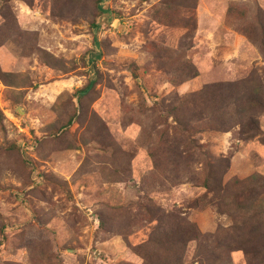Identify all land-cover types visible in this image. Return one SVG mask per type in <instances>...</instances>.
<instances>
[{
    "label": "rangeland",
    "instance_id": "1",
    "mask_svg": "<svg viewBox=\"0 0 264 264\" xmlns=\"http://www.w3.org/2000/svg\"><path fill=\"white\" fill-rule=\"evenodd\" d=\"M92 1L0 0V264H141L145 205L195 227L185 264H264V0Z\"/></svg>",
    "mask_w": 264,
    "mask_h": 264
},
{
    "label": "trees",
    "instance_id": "2",
    "mask_svg": "<svg viewBox=\"0 0 264 264\" xmlns=\"http://www.w3.org/2000/svg\"><path fill=\"white\" fill-rule=\"evenodd\" d=\"M102 2L104 3V0L92 1V5L96 12V14L93 17V21L91 23L93 29H98L101 22L108 14L107 13L108 9L105 6H102ZM167 2L168 1L165 0L161 3V5H165ZM90 56L91 57L88 58V63H86L87 65L89 63L94 64V62H97L101 57L100 54L94 56V53H91ZM41 58H43V61L47 63L49 66L52 65L51 62H53V59H50V61H46V56L44 52L41 53ZM132 71L134 72L135 70L133 69ZM186 71L191 74L190 77L193 76V69L191 67H188ZM0 76L3 79V81L6 83V86L13 87L15 89L23 88L22 85L21 87H18L17 85L12 84V80L8 79V78L10 79L16 78L17 77L16 75L0 73ZM133 77L135 79L138 78L135 72ZM92 78L93 77L89 79L90 81L83 89L77 90L72 95V98H76L78 101L84 98L94 86L95 80H92ZM16 95H17L16 91L10 90V97L13 106L18 105L20 101V99H16L15 97ZM214 95L215 94H210V96L205 95L206 100H211V101L214 100ZM19 96L21 98V93ZM235 101L236 98L234 102ZM261 103L258 100H256L254 104H257V106L254 105L253 103L250 106L253 107L255 106L260 110H264V107L262 105L263 103L262 104ZM240 110H241L240 112L234 111L232 113V116L235 113L239 117L240 122H244L246 121V118H249L246 125L247 127H245L244 129L246 130L247 128L248 130H253L255 134L260 133V127L258 126V123L252 119V116L251 115L249 116L245 110L243 109ZM76 112L77 110H75L73 114L68 116L66 123H64V125L61 127L63 131L68 130V128L72 124L73 119L76 117ZM1 121H2V114L0 112V126H1ZM11 149L20 150L16 144H12ZM251 180L252 181L249 182L251 185L249 191L250 193L248 194V198L251 196L249 200V203L250 201L251 203L248 206L250 209L252 208L251 214L253 217H255L258 220L261 226V229L256 233V236H258L259 239L261 238L264 242V190L257 189L258 188L257 183L262 184L264 182V177L261 174H257ZM242 199H243L242 195L241 197L240 196L237 197V200L239 201H242ZM152 208L153 207L151 205L150 206L145 205L144 207L145 216H144V220L142 221L143 224L141 227H139L137 230L134 231L135 232L134 236L136 237L133 238L132 241L130 240V242H128L127 247L141 261V264H185V254H186L187 245L193 241L198 240L197 230L193 226L182 228L177 224H172L170 228L166 229L162 227L161 224L162 218L161 217L156 218V214L154 213V210ZM0 233H4V231H1ZM129 235L131 237H134L132 233H129ZM139 236L141 237V239L139 238ZM127 237L125 238L127 239Z\"/></svg>",
    "mask_w": 264,
    "mask_h": 264
}]
</instances>
